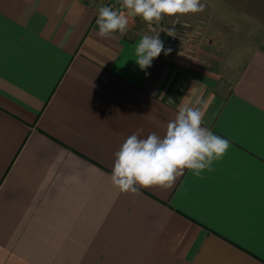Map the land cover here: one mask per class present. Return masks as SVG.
<instances>
[{
  "label": "crops",
  "instance_id": "0c3cea01",
  "mask_svg": "<svg viewBox=\"0 0 264 264\" xmlns=\"http://www.w3.org/2000/svg\"><path fill=\"white\" fill-rule=\"evenodd\" d=\"M201 3L160 21L196 29L199 60L162 52L146 75L137 42L169 43L140 17L102 39L93 0H0V264H264V0ZM180 104L227 152L122 193L114 153Z\"/></svg>",
  "mask_w": 264,
  "mask_h": 264
},
{
  "label": "clouds",
  "instance_id": "9594fccd",
  "mask_svg": "<svg viewBox=\"0 0 264 264\" xmlns=\"http://www.w3.org/2000/svg\"><path fill=\"white\" fill-rule=\"evenodd\" d=\"M118 2L120 8L98 6L97 35L102 39L111 38L116 32L124 35L129 29V13L140 17L151 29L153 22H160L164 16L195 14L203 12L206 7L201 0ZM172 31L170 29L167 34L173 36ZM162 52L168 55L171 48H164L159 33L143 35L135 46V62L147 75L146 70ZM201 103L197 99L196 104ZM204 115L199 107L180 104L162 136L151 132L142 137L144 130L138 128L114 153L112 184L122 193L139 195L141 189L153 186L172 188L185 169L190 170L196 177H200L205 169L211 171L213 162L223 158L230 143L202 126Z\"/></svg>",
  "mask_w": 264,
  "mask_h": 264
},
{
  "label": "built area",
  "instance_id": "2783aa9c",
  "mask_svg": "<svg viewBox=\"0 0 264 264\" xmlns=\"http://www.w3.org/2000/svg\"><path fill=\"white\" fill-rule=\"evenodd\" d=\"M93 2L100 6H111L113 8L120 6L118 0H93ZM148 30L151 32L161 31L166 34L169 48L171 53L177 56H181L191 60H199L198 50L196 48V29H191L186 23H164V22H153L151 29L146 23ZM172 29V35L169 36L167 32Z\"/></svg>",
  "mask_w": 264,
  "mask_h": 264
}]
</instances>
